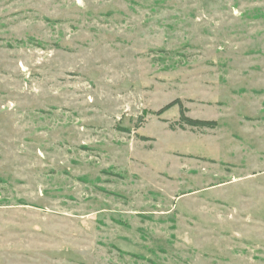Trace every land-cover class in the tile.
<instances>
[{
    "label": "rangeland",
    "instance_id": "1",
    "mask_svg": "<svg viewBox=\"0 0 264 264\" xmlns=\"http://www.w3.org/2000/svg\"><path fill=\"white\" fill-rule=\"evenodd\" d=\"M263 109L264 0H0V264H264Z\"/></svg>",
    "mask_w": 264,
    "mask_h": 264
},
{
    "label": "crops",
    "instance_id": "2",
    "mask_svg": "<svg viewBox=\"0 0 264 264\" xmlns=\"http://www.w3.org/2000/svg\"><path fill=\"white\" fill-rule=\"evenodd\" d=\"M262 111L264 112V109ZM258 122L264 123L263 121H258ZM251 124H252L251 121H249V122H246V124L244 126H249L247 129L251 130L253 127ZM218 125L216 127H218ZM254 129H256V128H254ZM257 129H259V128H257ZM248 130H247V132H245L248 137L256 135V134L251 135L252 131H248ZM259 139H262V142H264V135H262L260 133ZM242 156H244V160L249 162V163H247V165H243L242 163H237L238 160L235 158L234 160H235L237 166L235 164V169L228 176V182L227 183L228 184H237L236 189H238L239 198L242 196L244 198V200H247L250 197V195H248V194H250L249 193L250 190L253 189L252 183L259 186V188L263 192V194H261L262 198H260V200H261L260 207H254L253 205H251L250 206L251 208H250L248 204L245 207H246V209L248 208L246 211V214H248L252 217H256V218L258 217L260 220L262 219L261 222H263L264 221V212L262 210H264V164H263L264 163V150L260 151L259 154H256V153L252 154V153L247 151V153H244V155H242ZM259 157H260V163L263 162L261 164H258L259 163V161H258ZM254 163H256V164H254ZM249 168H255L256 170L249 172ZM258 182H259V184H258ZM218 186H222V183L220 182L218 184ZM239 205H240V203H239ZM234 207L237 208L238 206H234Z\"/></svg>",
    "mask_w": 264,
    "mask_h": 264
},
{
    "label": "trees",
    "instance_id": "3",
    "mask_svg": "<svg viewBox=\"0 0 264 264\" xmlns=\"http://www.w3.org/2000/svg\"><path fill=\"white\" fill-rule=\"evenodd\" d=\"M176 104L180 105V121H181L180 126L182 128L185 129L186 125L193 127V128L195 127L196 128H204V127L216 128V126L218 125V122L216 120L193 118V117L186 115L187 108L183 106L180 99H176L175 101L169 103L166 107L161 109L159 112L161 113Z\"/></svg>",
    "mask_w": 264,
    "mask_h": 264
}]
</instances>
